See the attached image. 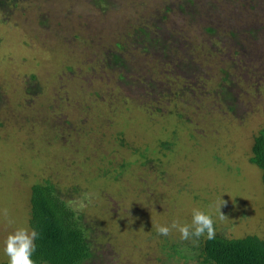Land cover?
<instances>
[{"label":"rangeland","instance_id":"1","mask_svg":"<svg viewBox=\"0 0 264 264\" xmlns=\"http://www.w3.org/2000/svg\"><path fill=\"white\" fill-rule=\"evenodd\" d=\"M35 4V0L21 2L6 26L5 14L0 13V261L8 259L7 235L16 228L31 230L28 215L34 183L52 176L56 183L88 190L105 169L134 159V147L155 144L158 138L173 139L177 151L191 148L186 151L193 154L189 159L174 157L175 166L170 168L178 172L174 176L165 177L160 166L137 161L132 166L139 176L118 182L138 193L124 201L132 199L134 206L127 204L125 225L91 221L111 233L102 240L115 244L118 264H197L178 254L169 259L161 248L165 237L181 240L177 230L168 236L154 233L165 220L170 225L191 224L193 208L210 214L217 232L264 236V183L259 168L249 161L254 135L264 128V79H256L263 81L260 87L244 96L246 118L214 113L209 121L202 119L200 128L198 114L190 122L175 114L148 113L132 97L122 99L117 75L100 62L124 14L100 15L85 0H53V9L45 13L48 23L41 25L42 10ZM258 4L264 8V0ZM249 47L258 48L255 43ZM30 87L40 89L34 92ZM120 131L127 146L117 139ZM217 152L228 157L231 169L213 161ZM195 155L199 162H194ZM81 195L74 199L77 206ZM83 195L87 202L89 197ZM221 198L227 201L221 207L228 217L223 221L217 211ZM101 199L106 205V195L93 193L94 204ZM153 207L163 214H154ZM5 208L11 224L2 215ZM136 208L139 213L131 220Z\"/></svg>","mask_w":264,"mask_h":264},{"label":"trees","instance_id":"2","mask_svg":"<svg viewBox=\"0 0 264 264\" xmlns=\"http://www.w3.org/2000/svg\"><path fill=\"white\" fill-rule=\"evenodd\" d=\"M23 1L0 0V13L5 14L3 25L8 24L10 14ZM52 1L35 0V6L42 10L41 25L47 20L45 13L53 9ZM260 1L263 0H85L100 15L118 11L116 15L126 16H120V25L114 26L115 39L100 57L102 65L117 75L124 91L122 99L132 97L148 113L175 114L181 121L192 122L193 114H198L200 128L202 119L209 121L214 113H232L237 118L248 114L242 106L244 96L258 89L264 79V8L258 6ZM252 43L258 48H250ZM246 76L253 79L247 81ZM39 89L29 88L34 92ZM2 102L0 91V105ZM117 139L120 145H128L122 131ZM175 146L179 147L173 139L158 138L155 144L134 147V159H122L105 169L104 176L91 181L88 190L56 183L52 176L34 183L28 221L31 229L39 233L32 255L35 264H118L115 244L102 240L111 233L91 221L101 219V223L121 225L127 204L134 207L132 199L124 201L135 190L130 192L118 182L125 176H139L132 166L137 161L160 166V174L165 177L166 173L178 174L170 172L175 166L174 157L189 159L191 152L186 150L191 148L177 151ZM193 158L195 163L201 160L199 156ZM212 158L225 170L231 169L228 157L217 152ZM249 161L259 168L264 183V128L254 135ZM84 193L89 197L87 202L83 200ZM93 193L106 195V205L102 199L94 204ZM153 208L154 214H163ZM98 213L101 218H95ZM138 213L134 209L130 219L134 220ZM162 222V226H171V221ZM124 231L131 232L130 228ZM215 233L211 240L206 234L199 240L165 237L160 246L169 259L178 254L194 258L197 264H264V236ZM0 264H8V259Z\"/></svg>","mask_w":264,"mask_h":264},{"label":"clouds","instance_id":"3","mask_svg":"<svg viewBox=\"0 0 264 264\" xmlns=\"http://www.w3.org/2000/svg\"><path fill=\"white\" fill-rule=\"evenodd\" d=\"M227 201L221 198V202L217 207L219 213V220L223 221L228 218L222 211L221 207L226 206ZM2 215L8 223H12L9 219L8 209L2 210ZM172 229L180 233L181 240H190L193 237L199 240L201 236L206 233L208 240L215 238L214 221L210 214H206L199 208L192 209L191 224H180L178 221H173L171 226L158 225L156 231L159 235L168 236ZM39 233L35 229L16 228L12 233L7 235L4 244V252L8 257V264H35L32 255L35 252V240L38 238Z\"/></svg>","mask_w":264,"mask_h":264}]
</instances>
